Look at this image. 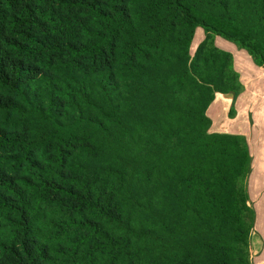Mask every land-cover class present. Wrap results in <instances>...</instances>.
<instances>
[{"label": "trees", "instance_id": "trees-1", "mask_svg": "<svg viewBox=\"0 0 264 264\" xmlns=\"http://www.w3.org/2000/svg\"><path fill=\"white\" fill-rule=\"evenodd\" d=\"M215 35L264 68V0H0V264H250Z\"/></svg>", "mask_w": 264, "mask_h": 264}, {"label": "crops", "instance_id": "crops-1", "mask_svg": "<svg viewBox=\"0 0 264 264\" xmlns=\"http://www.w3.org/2000/svg\"><path fill=\"white\" fill-rule=\"evenodd\" d=\"M198 30V26L195 27L194 33L196 31L199 34ZM202 37L204 33L203 36L199 34V40L194 45L191 43L193 51ZM221 38L215 35L214 43L231 53L233 68L238 73L242 90L236 96L233 93L214 94L206 109L211 120L209 131L243 134L251 142L255 139L264 140V68L255 64L245 49ZM231 105L233 114L229 115ZM260 217H257L259 224Z\"/></svg>", "mask_w": 264, "mask_h": 264}, {"label": "rangeland", "instance_id": "rangeland-1", "mask_svg": "<svg viewBox=\"0 0 264 264\" xmlns=\"http://www.w3.org/2000/svg\"><path fill=\"white\" fill-rule=\"evenodd\" d=\"M198 29L199 34L203 36V29L200 26H198ZM195 33L193 34V38L191 40L192 45L199 40V34ZM229 42L232 43L231 41ZM191 43L190 53L192 54L193 46L191 48ZM12 120L13 119L2 121L0 127L8 130L14 123ZM246 139L251 156V164L250 171L244 180V185L246 186L248 193L247 203L251 206L254 212L253 226L247 239L250 264H264V140L255 139L251 142L247 136ZM52 213L53 212L48 211L47 214L51 217ZM258 215L262 216L260 217V224L257 221Z\"/></svg>", "mask_w": 264, "mask_h": 264}]
</instances>
